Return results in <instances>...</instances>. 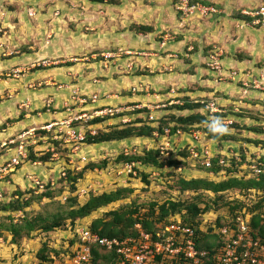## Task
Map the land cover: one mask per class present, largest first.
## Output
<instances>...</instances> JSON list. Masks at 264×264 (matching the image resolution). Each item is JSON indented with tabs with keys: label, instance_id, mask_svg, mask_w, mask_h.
I'll list each match as a JSON object with an SVG mask.
<instances>
[{
	"label": "rangeland",
	"instance_id": "1",
	"mask_svg": "<svg viewBox=\"0 0 264 264\" xmlns=\"http://www.w3.org/2000/svg\"><path fill=\"white\" fill-rule=\"evenodd\" d=\"M196 1L206 2L207 4L192 3L195 2V0H188V3L189 5L199 4L202 6L213 7L217 12L209 15L196 14L195 11L189 12L187 9L181 8L182 2L180 0H120L118 5H108L105 9L99 10L91 9V6L89 5L90 3H86L85 0H0V62L4 58L8 59L20 56L26 58L28 56L30 57L29 61H24L21 65L12 68V70H10V68L7 71L11 76L15 75V80H21L23 74L29 73L31 75L30 83L24 85V95H16L18 92H15V96L20 97L19 100L21 101H27L29 97H33L36 90L46 86L53 87L56 90L62 89L63 87L58 86L62 83L59 82L61 76L65 75L62 73L63 66L76 62V59H78L79 56H70L74 52L85 49V46L87 45H89V48H92V44L93 48L96 49L89 54H97L94 55L93 59L97 62L100 60L102 61L101 54L107 52L119 55V58H114L113 60L124 59L126 56L140 57L143 64L142 73L149 76V80H153L155 83H157V79L161 83L162 80L160 79V76L169 74V67H171V73H174L175 76L179 77V80L177 78V81L179 82L177 88H180V90H192L196 87V83L194 84V82H196L195 80H198L202 76L204 77L206 69H209L207 66L209 54L212 53V51L217 50L221 52L220 63L222 65V71L220 73H215V75L219 76V79L222 80L219 83H224V85H230L229 83H232L235 87H239V84L241 85L244 82V78L236 81L237 83L235 82V79L239 78L238 76L240 75L243 77L249 73L251 74L253 71L249 68L245 70L226 68L224 67V62L225 60H230L232 58L235 60H252L249 54L256 55L254 49L253 53L251 51V48L255 46V43L258 44L260 40L261 44L264 46V19L260 15H255L261 7H264V0ZM241 11L244 14H242ZM30 13H32V15ZM243 17L244 19H242ZM93 23L99 24L96 26V24L92 25ZM135 24L153 26V35L134 34L130 31V28ZM244 27H248V29ZM77 28L80 29V32ZM93 28L101 30V34L110 33L111 35L106 36L105 40L102 35L100 36V39H98L92 32ZM164 36H166L165 39ZM164 42L165 44H162ZM121 45L133 46L127 49L133 53H126L125 50L119 51L122 47ZM158 46H164L166 49L172 46V48L181 49L182 52H170L171 54L177 55V61L170 66L163 68L161 64L163 63L164 56L169 52L162 51ZM188 48L190 49L188 50ZM262 53L263 56L257 58L252 66L257 65V68L260 67L264 61V49ZM90 56L91 55L88 57ZM191 63L193 65H189ZM40 68L51 70L52 72L47 73L45 75L46 77L41 78L38 76L39 72L37 71ZM231 73H235V77H232L230 75ZM0 78L6 79L8 77L6 75H1ZM2 84L3 83H0V86ZM250 86L248 83V89L251 88ZM137 89L143 90L142 92H148V94H154L156 92L154 91V88L147 85L144 86L143 84L138 86ZM168 90L169 89L164 90V93ZM242 92V89H240L241 95L243 94ZM72 95L74 98L71 97V101H74V99L79 97L77 93H73ZM220 95L221 94L217 92L216 94H213V98H219ZM239 98L238 95H235L233 100L238 102L242 101L243 105L240 106V104L237 106V112H226L225 116L234 115L233 125L238 124L239 126L238 128L229 127L227 134H236L238 135V138H243V140L235 143L225 141L219 145L217 141L213 142L205 137L202 145H204V142H207L205 145L209 147L216 145L210 147L212 148L214 157L218 153L225 155L234 152L238 154V156L240 154L241 162L237 168L240 172L239 174L235 173L234 175L239 177H242L243 175L244 177H252V167L261 166L264 170V133L258 134L252 130L253 128H260L262 130L261 132H264V98L260 94H257L255 97L245 98L244 100ZM178 100L183 102L184 98L177 94L173 95L169 100L163 102L166 104V107L160 109V111L174 108V106H180L179 104L174 103ZM196 100H204L205 102L215 101L207 98H197L193 101ZM53 102V104H55V101ZM67 104V111L73 112L74 106L72 104L74 103ZM49 109L50 113L60 111L57 106H52ZM233 109H235V107H232L231 111ZM42 110L46 111L47 108L44 107L37 109L36 111H32L29 108H23L20 112L24 113H20V116L28 114L29 117H31L37 113H42ZM142 110H146V112L142 113L143 119L141 120L152 126H156L162 118L158 117V114L155 113L157 110H154L152 107L150 110L147 108ZM130 112L131 111L127 110L121 113V115H127ZM134 113L136 114L137 111ZM69 114L70 116H68V118L75 115L77 116V114L74 113ZM129 115H131V113ZM150 115L154 117V121L148 120ZM115 117H117V115L113 118ZM62 120L56 121L60 122ZM119 120H111L118 122L112 125L109 124L111 121H106L91 126L96 132L105 131L112 126L121 125L122 123H120ZM131 122H134V119L129 123ZM105 123H107V125H104ZM79 124H82V122L76 123L75 125ZM43 125L44 124L39 128ZM39 128L35 130L37 131ZM198 130H200L201 133H204V128H198ZM36 134L37 132H35V135ZM188 135L189 134L187 133H183V136H178L177 138L173 137L171 140L189 138V142L190 137ZM157 139L158 138L155 137L133 138L125 141V143L117 142L111 144L106 151L99 150L100 148L98 149L99 146H104L102 144L90 146L88 150H86V147L88 146L84 144L80 147L81 153L79 156H84L86 158L85 163H80V158L77 156L73 159L74 162L72 165H67L70 160L69 152L62 144L61 148L63 150L59 148V153H55L56 157L53 161L39 167L42 176L51 174V177H47L44 182L49 185L53 182L54 185L51 187L52 189H50L54 198L51 200L43 198L37 202H32V204L26 208V213L24 212L26 218L30 219L36 216H47L60 209L62 210L66 207L65 200L70 196L76 197L79 204H83L90 194L109 193L122 187L132 189L133 192L124 200L111 204L85 219L78 220L74 225H70L67 221L65 226L48 233L38 230L35 233L33 232L31 237L18 238L17 244L12 243L10 233L5 231L0 232V264H61L63 263V255L61 256V254H63L68 248L69 242L74 234L73 227L75 225H91L94 219L100 218L104 213L114 210L138 207L140 212L143 213L151 203L159 205L168 200L187 203L196 202L197 194H200L201 192L197 194L182 192L179 188L178 182L180 178L187 180L210 178V180L218 181L219 179L226 178L224 173H220L213 177L208 176L206 170L202 169L199 162L189 158V155L185 159L186 162L184 163V166L177 169L168 167L157 169L135 163V176L132 177L131 175H125L123 173L119 175V172L123 169L122 165L124 163L117 159L120 154L125 155V152H128L126 156H130L132 154H141L145 150L154 148L160 150V147L165 143V140L164 138H161V142L159 143V140ZM244 139L258 141L260 143H247ZM171 140L170 143L172 144ZM27 141L32 145L31 138L27 137ZM36 146H38V148H36ZM48 148L49 140L37 142L34 145V151L38 155L45 153ZM32 149L30 151H32ZM83 149L85 152H83ZM183 150L187 151V143L184 141H177V147L175 145L168 147L166 150L168 156L161 155L160 159L164 161L170 158H177L179 154L178 152ZM5 153L6 152L3 151L1 155H4ZM242 157H245V159L243 160ZM103 160H107L108 164L105 169H98L103 172V174L98 177L99 179L93 174V171H95L94 169L93 171L85 172L82 178L78 179L76 182V189L87 190V195L81 197L76 194L77 190L71 194L70 184L67 181L63 182L61 179L63 178L61 177L62 169L65 170V173L67 170H70L74 174H78L87 164L100 163ZM76 167H78L77 170L79 171L74 169ZM31 172L37 173L38 169L32 167L31 164L23 162L19 172L21 176ZM142 176L146 177L149 185L143 183L141 179ZM5 180L6 179H4V181ZM92 181H99L101 184L100 188L89 189L90 186H92ZM15 190L22 193L28 192L27 190L19 188ZM8 192V189H4L3 191L6 198L9 197ZM248 195L249 196L243 197L236 192L233 193L231 197L240 198V200L247 203H251L258 199L254 194ZM65 196L66 199L64 200L63 197ZM231 197L227 196L226 198L229 201H232L233 198ZM28 198L29 196H27L25 200ZM210 198V195H204L202 197L204 202L209 201ZM204 206V203L198 202V207L200 209L204 208ZM215 210L211 213L206 212L209 213L205 216L206 220H209V218H216L215 214L220 215L219 213H222L223 217L226 214L225 209L222 211L215 208ZM12 215L21 216L20 212H15ZM9 218L12 220L11 217ZM19 218L20 217H16V220L18 219L17 224L22 222ZM182 218H184L186 222H189L188 216L184 213H182ZM195 222L198 224L197 227L202 225L200 217L196 218ZM9 223V220H6V213L3 214L0 211V224L7 226ZM160 225L163 224H157V226ZM69 226L73 228L71 229V232H69ZM38 228L39 227H36V229ZM45 245L48 248L46 255H48L50 260L53 259L52 263L40 261L38 257L40 249ZM53 250L60 252L59 257H55L54 254H52L53 252L49 254L50 251Z\"/></svg>",
	"mask_w": 264,
	"mask_h": 264
},
{
	"label": "trees",
	"instance_id": "2",
	"mask_svg": "<svg viewBox=\"0 0 264 264\" xmlns=\"http://www.w3.org/2000/svg\"><path fill=\"white\" fill-rule=\"evenodd\" d=\"M89 3L96 4H108V5H118L120 0H85ZM192 3H201L207 4L206 2H195ZM244 19V17L242 18ZM130 31L137 34H151L154 31V27L150 25H142L135 24L132 25ZM1 102V99H0ZM178 110H189L195 111L202 109L203 106L199 102H191L188 98L183 100V106H174ZM43 111V110H42ZM139 114L146 112V110L137 111ZM120 116H125L124 114ZM225 117V114L222 115ZM23 119V116H20L18 119L14 121H19ZM113 120H117L118 118H112ZM208 116H204L197 113H192L188 116H164L162 117L156 126H152L143 120H136L129 124H121L119 126H112L110 129L105 131H98L96 135L90 136L86 135L85 145H99L104 143L111 142H120L124 140H129L133 138H153L154 133H158V135H163L165 129H170L171 134H174L176 130H180L183 133L189 134L191 130L198 128H204V133L207 135V138L213 142H218L219 145L222 142L230 141V142H238L243 140V138H238L236 134H224L222 136H215L210 133L206 126V121H208ZM13 121V120H11ZM108 121V118H97L93 119L88 123L89 125H98ZM234 123V122H233ZM232 123V125H233ZM75 125V124H74ZM234 128H238V124H234ZM253 132L258 134H262V130L260 128L252 129ZM37 134L35 137L37 138V142H41L43 140H49V147H53L54 153H57L59 148H61L62 143L56 140L51 139V135L43 130H35ZM21 134V133H20ZM19 134V135H20ZM18 135V136H19ZM17 136V137H18ZM17 137L12 139L17 141ZM32 141V140H31ZM247 143L259 144L258 141H251L249 139H244ZM18 145V142H14V144L10 145V147L14 148ZM28 152V161L34 162L39 161L42 163H47L52 158L53 152L46 151L42 155H38L34 151V145H27ZM33 149H32V148ZM32 149V151H30ZM62 149V148H61ZM63 150V149H62ZM34 151V152H33ZM243 151V150H242ZM59 153V152H58ZM177 158H170L162 161L160 159L161 154L160 150L150 149L145 150L141 154H132L130 156H126L124 154H120L118 156V161H122L124 163H139L145 167H153L157 169H162L164 167L168 168H179L184 166L186 162V158L189 155L186 150L178 152ZM224 161V164L219 165L220 160ZM244 160L245 157H242ZM241 162L235 161L234 159L226 158L225 156L220 155L219 153L211 159L212 166L211 168L202 169L206 170V172H212L213 176L219 175L220 173H224L226 178L221 180H210L207 178H196V179H179V188L182 192L187 193H199L197 194L196 202H181V201H172L168 200L163 202L162 204L151 203L148 205V208L145 212L141 213L138 207H130L128 209L123 210H114L109 211L103 214L102 217L96 218L90 225V229L94 232H98L101 236H106L109 238H125L129 236H133L135 234L133 227L136 222H140L145 230L151 233H155L157 224H165L168 218L177 213H184L188 216L189 222L185 220L186 223L193 224L194 227H197V223L195 222L196 218L200 217L202 214L206 212H210L215 210H224L229 215V218L234 219L238 215H242L244 218L249 217L248 225L250 226L253 233L257 234L258 237L264 239V170L261 169V173L255 176H247L242 177L234 175L238 173V166ZM123 163V164H124ZM108 164L107 160H103L100 163H91L84 166V168L78 174H74L72 171H66V177L61 178L63 182H68L71 187V194H73L76 189V182L78 179H81L83 174L87 171H93L94 169H105ZM199 166V165H198ZM252 173V171H251ZM250 175V174H249ZM253 175V174H252ZM142 181L145 185H149L145 176H142ZM52 186L46 184L44 190L38 194H34L33 189L27 190L28 192L22 193L18 190L13 191V196H18V199L15 200H5L0 201V211L5 214L6 220H9V225L5 226L4 224H0V232H8L11 234L12 243L17 244V239L21 237H31L33 232L42 231V232H50L56 229H59L65 226L68 221L70 225H74L78 220L85 219L91 216L93 213L108 207L111 204L122 201L127 198L132 192V189L129 188H118L115 191L109 193H101V194H90L86 201L83 204H79L76 197L70 196L67 197L66 207L62 210H58L57 212L51 213V215L47 216H36L34 218H26L24 212L26 213V208H28L32 202H37L39 200L44 199H53L54 195L51 192ZM51 188V189H50ZM238 193L243 197L249 196L248 194H254L256 196V200L251 203L244 202L240 200V198H233L231 195L233 193ZM25 194L29 196L27 200L20 199ZM204 195H210V200L205 201L202 199ZM233 198L232 201H229L226 197ZM198 202L204 203V208L198 207ZM216 211V210H215ZM15 212H20L21 223H18V219L16 220V216L12 214ZM218 221L222 220V213H219ZM12 220H10V218ZM219 225V222H218ZM36 227H39L36 229ZM198 236V248L201 250H209L214 251L216 247H218L219 237L216 235H212L209 232L207 233H199L196 231ZM74 245L73 241H70L69 247ZM47 246H43L38 254L40 261H46L47 263H52L53 259H49ZM54 254L55 257H59V251H50L49 254ZM65 252H63L64 254ZM61 254V256L63 255ZM94 261L97 264H108V260L113 256L112 254H103L99 249H93ZM51 257V256H50ZM63 258V257H62ZM101 261V262H98Z\"/></svg>",
	"mask_w": 264,
	"mask_h": 264
},
{
	"label": "built area",
	"instance_id": "3",
	"mask_svg": "<svg viewBox=\"0 0 264 264\" xmlns=\"http://www.w3.org/2000/svg\"><path fill=\"white\" fill-rule=\"evenodd\" d=\"M182 2L181 8L187 9L189 12H196L200 15H209L216 13L217 11L213 7L202 6L199 4L189 5L188 0H180ZM32 15V13H30ZM247 14V13H245ZM257 16H262L264 19V7H261ZM128 53V52H127ZM126 55V54H125ZM221 52L214 50L209 54L207 61L208 70L212 73H220L222 71V65L220 63ZM102 61L104 63H112L114 58H119V55L111 54L109 52L101 54ZM134 68V64L127 63L125 69L131 71ZM235 77V73L230 74ZM238 75V74H237ZM237 77V76H236ZM239 77V76H238ZM248 83L251 88L248 89ZM243 95H246L248 91H256L264 98V61L257 68L254 73L246 75V79L241 84ZM131 91L136 93L137 88H132ZM141 92V90H140ZM75 94V93H74ZM96 96L92 97V101L96 100ZM85 103V100H81ZM203 109L207 112V116L210 119L213 116L224 115L226 112L217 107L214 102L200 101ZM160 107H155L159 109ZM141 109V106L135 105L129 108L130 111ZM124 110H128L124 109ZM150 110V108H149ZM234 112L238 111L235 107ZM123 112L121 109L105 108L102 111H96L93 116L80 115L72 119L62 120L60 122L50 121L44 123L40 128L47 132H53L52 140L59 141L67 148L69 152V162L67 165H72L74 158L77 156L80 158V163H85L86 158L79 156L81 153L80 147L85 144L86 135L94 136L97 134L96 130L88 124L89 121L97 117H113L114 115ZM228 128L232 125L233 120L228 119L227 116L222 117ZM149 121H154V117L150 115ZM73 121H82V124L73 126ZM131 120L126 117L120 118V123L126 124ZM202 134V135H201ZM183 136V132L176 130L174 134H171L170 129H165L163 135L154 133L153 137L161 139L164 138V144L160 147V154L168 156L166 150L172 146L170 140L174 137ZM190 140L187 143V149L189 158L200 161L201 166L205 168H211V159L214 157L212 148L206 146L207 142L203 139L207 137L205 133H201L200 130H191L189 135ZM27 137L31 138V144L37 143L35 137V130H31L20 134L17 137V141L9 140L7 142L0 143V158L3 155L1 153L5 151L8 154V158L0 164V181H4L8 174L16 171L18 166H22L23 162L28 160L27 145L30 143L27 141ZM18 142V145L14 148L10 145ZM53 151V149H51ZM128 152H125L127 155ZM229 159L240 161V154L227 153L225 155L219 153ZM56 157L54 153L52 159ZM36 165L37 163H32ZM224 164L221 159L219 165ZM123 169L120 174L136 175L135 163H124ZM76 171L78 167L75 168ZM253 176L257 177L261 173V169L256 166L252 167ZM95 177L99 179L103 172L102 170L95 169L93 171ZM61 177H66L65 170L62 169ZM29 184L27 190L33 189L34 194H38L44 190L45 183L36 174L30 173L26 177ZM53 182L51 186H53ZM89 189L100 188L99 181H92ZM16 191V190H15ZM76 194L79 196L87 195V190L78 189ZM28 195L25 194L20 199H26ZM15 200L18 196H13L12 192L9 193V197L6 198L3 194V190L0 189V201ZM66 199V196L63 197ZM210 211L209 213H211ZM209 213L202 214L200 216L202 225L194 227L193 224L186 223L182 218V213H177L170 216L167 222L163 225L156 226L155 233L148 232L144 229L140 222L134 224L133 230L135 234L133 236L125 238H109L101 236L98 232H94L90 229V225H75L73 228L69 226V232L73 229V237L70 241L74 242L72 247H69L63 254V263L61 264H97L94 261L95 257L93 249L97 248L103 254H112L111 259L108 260V264H264V239L260 238L253 233L248 225L249 218L242 215L236 216L234 219L229 218L226 213L222 216V220L218 221L219 215L216 218H209L206 220L205 216ZM214 213V212H213ZM216 213V212H215ZM16 217H21L17 215ZM203 218V219H202ZM219 222V225H218ZM199 233H207L210 231L212 235L219 237L218 247L214 251L201 250L198 248V236ZM70 244V242H69ZM101 262V261H98Z\"/></svg>",
	"mask_w": 264,
	"mask_h": 264
},
{
	"label": "crops",
	"instance_id": "4",
	"mask_svg": "<svg viewBox=\"0 0 264 264\" xmlns=\"http://www.w3.org/2000/svg\"><path fill=\"white\" fill-rule=\"evenodd\" d=\"M77 1V0H75ZM86 3H89L86 1ZM91 9L93 10H99V9H105L108 4H96V3H90ZM242 12V11H241ZM246 12V11H244ZM242 14H244L242 12ZM100 23V22H99ZM99 23H93L92 25L96 26ZM104 24V23H102ZM105 25V24H104ZM247 28L248 27H244ZM77 30L80 29L77 28ZM75 31V30H74ZM73 31V32H74ZM92 32L95 37L100 39V36L106 39V36H110V33H102L101 30H96L95 28L92 29ZM78 33V32H77ZM154 33V32H153ZM153 33L149 35H153ZM124 34V33H123ZM135 34V33H134ZM148 35V34H147ZM127 36V35H126ZM166 36H164V39ZM103 40V42H104ZM162 44H165L162 43ZM122 46V45H121ZM120 46V47H121ZM92 48H89V45L85 46V49H81L78 52H74L70 57H78L76 59L77 61L72 64H66V66H63L62 73L65 75L61 76V80L59 82H62L61 85L58 87H63L62 89L56 90L53 87H44L36 90V93L33 94V97H29L27 101L25 100H19L20 97L15 96V92H18L16 95H24V85L26 83H30L31 75L23 74L21 80H15V75H10L7 73L8 69L12 70V68L21 65L24 61H29L30 57L28 56L23 57H14V58H4L0 62V76L6 75L8 78H0V83H3L0 86V143L7 142L9 140H12L16 138L20 133H25L31 130H35L39 128L42 124L50 122V121H56V120H62L68 118L70 116L69 113L79 114L81 112H88L91 113L92 110L97 108H119L122 107L123 109L132 107V105H139L141 108L149 109V108H155L160 107L155 113L158 114V117H164L167 115H173L176 118L179 116H188L192 113H197L207 116V112L202 108L195 111H189V110H178L177 108H171L168 110H161L162 108L166 107V104H164V101L169 100L173 95L177 94L179 96H182V98H188L191 102H200L204 100H196L194 99H213L215 100L214 103L217 105L219 109L225 112H233L231 111L232 107H237L238 105L242 106L243 102L241 101H234L233 97L235 95H238L240 98L244 100L245 98L255 97L258 93L255 91H248L246 95H241L240 89L241 85L239 84V87H235L234 84L229 83L230 85H224V83H219L222 81L219 79V76L215 75V73L209 72V70L206 69L204 74V77H200L198 80H195L194 82L195 86L192 90H180V88H177L179 77L175 76L174 73H171V67L169 74H164L160 76V79L162 80L161 83L157 79V83H155L153 80H149V76H147L145 73H142L143 64L142 59L140 57H129L126 56L124 59H117L114 60L112 63H104L103 61H94V55L97 54H89L92 53L96 48H93V44L91 45ZM95 47V46H94ZM130 45H123L119 51L125 50L127 53H133L129 49ZM159 47V46H158ZM174 47V46H173ZM162 51L169 52L166 56H164L163 63L161 64L163 68H166L167 66H170L171 64L175 63L177 61V55L171 54L170 52L175 51V53L182 52L181 49H176L168 47L167 49L163 47H159ZM158 48V49H159ZM190 48H188L189 50ZM253 49L256 55L249 54L251 56L252 60H235L234 58L230 60H225L224 67L226 68H232L236 70H245V69H251L254 73L257 71V65L254 67L252 66L255 63V60L257 58H261L263 56V49L264 46L261 44L260 40L259 43L256 44L253 48H251V51L253 53ZM136 53V52H135ZM7 55V54H6ZM91 55L90 57H88ZM129 55V54H128ZM5 56V55H4ZM187 56V55H186ZM7 57V56H6ZM10 59V60H9ZM12 60V61H11ZM11 61V62H10ZM134 64V68L131 71H128L125 69L127 63ZM223 62V61H222ZM109 65V66H108ZM189 65H193L192 63ZM184 66V65H183ZM46 69H38L39 72L38 76L41 78L46 77L45 75L47 73H51V70ZM65 71V72H64ZM41 72V73H40ZM197 75V74H196ZM195 75V76H196ZM244 78L246 79V75L242 77V75L239 76V78L235 79L236 81H239V79ZM59 79V77H58ZM181 79V78H180ZM237 83V82H236ZM143 84L144 86L147 85L151 88H154V91H156L154 94H148V92H142L143 90H138L136 93L131 92V89L133 87L137 88ZM157 84V85H155ZM180 85V84H179ZM173 86V87H172ZM181 86V85H180ZM172 87V88H169ZM182 87V86H181ZM164 93V90H167ZM19 90V91H18ZM21 91V92H20ZM163 91V92H160ZM178 92V93H177ZM220 93L221 95L219 98H213V94ZM73 93L78 94L79 100H85V103H81L79 101H71V97H73ZM257 93V94H255ZM241 95V96H240ZM96 96L97 99L95 101H92V97ZM262 96V95H261ZM51 97V98H50ZM212 97V98H211ZM18 98V99H17ZM50 98V99H48ZM48 100V101H47ZM51 102L49 108L52 106L59 108V112L50 113V110H44L42 113H37L34 116L29 117L28 114L23 116V119L19 121H14L20 117V110L23 108H29L32 111H36L37 109H41L46 107L47 102ZM55 101V104H53ZM212 102V101H211ZM238 102V103H237ZM67 103H74L72 104L74 107L73 112L67 111L68 104ZM162 103V104H161ZM175 104H179L180 106H183V102H180L179 100L174 102ZM78 104V105H76ZM76 105V107H75ZM65 107V108H64ZM230 109V110H229ZM17 111V114H16ZM131 113V115H129ZM129 114L125 115L126 118H129L131 121L134 119V121L138 119H143L142 114H139L138 112L135 114L134 112H130ZM153 113V111H152ZM22 116V115H21ZM228 119L234 120V115H228ZM118 120L120 119L117 117ZM13 120V122H10ZM113 120V119H112ZM120 121V120H119ZM234 122V121H233ZM118 122L111 121L109 122L110 125L116 124ZM104 125H107L105 123ZM40 129V128H39ZM188 139H180V140H171L172 146L177 147V141H184L185 143H188ZM159 143L161 142L160 139ZM46 141V140H43ZM125 141H120L119 143H125ZM117 142H111V143H104L99 146V150L106 151L109 148V145L114 144ZM209 144V143H208ZM34 145V144H33ZM101 145V144H99ZM95 146V145H92ZM216 146V145H212ZM210 146V147H212ZM90 146L86 147V150H88ZM38 148V146H36ZM51 148L49 147L47 150L51 151ZM155 149V148H154ZM46 150V151H47ZM97 151V150H96ZM52 152V151H51ZM83 152L84 149H83ZM37 154V153H36ZM83 154V153H82ZM84 155V154H83ZM8 158V154L5 153L2 158H0V164L4 162ZM53 159L51 158L49 162H52ZM39 161H28L25 162L27 164H31L32 167L37 168L38 172L33 173L36 174L43 182L46 181L47 177H51V174L43 175L39 169L40 166L43 164ZM32 163H37L36 165H33ZM21 166H18L16 168V171L13 173H10L5 178V181H0V189L4 191V189H8L11 193L15 191V189H24L27 190L29 184L26 180V176L30 173H27L25 175H22L20 172ZM32 173V172H31ZM223 179V178H222ZM221 180V179H219ZM45 183V182H44Z\"/></svg>",
	"mask_w": 264,
	"mask_h": 264
},
{
	"label": "clouds",
	"instance_id": "5",
	"mask_svg": "<svg viewBox=\"0 0 264 264\" xmlns=\"http://www.w3.org/2000/svg\"><path fill=\"white\" fill-rule=\"evenodd\" d=\"M205 123L208 131L215 136H222L224 134H227L229 131L227 124L220 116H213Z\"/></svg>",
	"mask_w": 264,
	"mask_h": 264
},
{
	"label": "bare ground",
	"instance_id": "6",
	"mask_svg": "<svg viewBox=\"0 0 264 264\" xmlns=\"http://www.w3.org/2000/svg\"><path fill=\"white\" fill-rule=\"evenodd\" d=\"M75 101L76 100H78L79 102H81V100H79V99H74ZM50 101L49 102H47L46 103V108H47V110H50L49 109V106H50ZM81 103H83V102H81ZM132 106H135V105H132ZM137 106V105H136ZM105 108H107V107H103V108H97V109H94L91 113H88V112H81L80 114H77V116H80V115H88V116H93L94 115V113L96 112V111H102L103 109H105ZM129 108H131V107H129ZM129 108H128V111H130L129 110ZM108 109V108H107ZM110 109H121V110H123V112L124 111H127V110H124V109H122V108H110ZM125 109H127V108H125ZM143 108H141V109H139V110H135V111H131V112H136V111H140V110H142ZM123 112H121V113H123ZM121 113H118V114H116L117 115V117H119V118H121V117H125V116H120L121 115ZM76 115L75 116H71L69 119H72V120H74V118H76L77 117ZM115 116V115H114ZM113 116V117H114ZM108 117H110V116H106V117H103V118H108ZM112 117V118H113ZM117 117H115V118H117ZM97 118H101V117H97ZM97 118H93V119H97ZM112 118H108V121H111L112 120ZM93 119H91V120H93ZM79 122H82V121H73V126H78V125H74V124H76V123H79ZM90 122V121H89ZM88 122V123H89ZM83 123V122H82ZM44 131V130H43ZM47 132V131H46ZM47 133H49V134H51V139H52V135H53V133H51V132H47ZM51 149H53V148H51ZM54 150V149H53ZM187 151H188V149H187ZM199 163H200V161H198ZM75 169V168H74ZM207 175L208 176H211V177H213V173L212 172H208L207 173Z\"/></svg>",
	"mask_w": 264,
	"mask_h": 264
}]
</instances>
